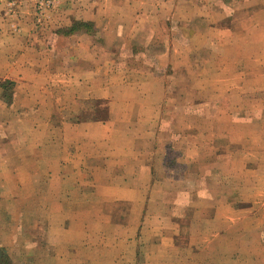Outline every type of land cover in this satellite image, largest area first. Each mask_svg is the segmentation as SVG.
I'll use <instances>...</instances> for the list:
<instances>
[{
  "label": "crops",
  "instance_id": "crops-1",
  "mask_svg": "<svg viewBox=\"0 0 264 264\" xmlns=\"http://www.w3.org/2000/svg\"><path fill=\"white\" fill-rule=\"evenodd\" d=\"M212 2L0 0V225L30 213L41 264H264V0ZM202 65L215 70L187 108L202 118L187 154L164 82ZM113 130L129 138L112 151ZM117 154L134 164L115 183Z\"/></svg>",
  "mask_w": 264,
  "mask_h": 264
},
{
  "label": "rangeland",
  "instance_id": "rangeland-1",
  "mask_svg": "<svg viewBox=\"0 0 264 264\" xmlns=\"http://www.w3.org/2000/svg\"><path fill=\"white\" fill-rule=\"evenodd\" d=\"M215 3L216 2H212L214 9H218V8H221L222 5L227 4V0H225V2L222 3V5L215 6ZM229 12H231V11H229ZM227 17H228V15H225V21L219 22L218 25H221V26L225 25ZM193 20H194L193 22L197 28L206 27L208 25V22L203 21V19H201V18L200 19H193ZM212 25L215 26V24H212ZM183 28L187 32V29L185 28V26H183ZM180 33H181V31H180ZM164 38H166L167 41L169 39H170L169 41H171V34L169 36H164ZM178 41L180 43H184L187 41V39H185V36L183 34H179L176 36V42H178ZM192 41L194 44L200 43L199 37H193ZM153 48L155 49V47H153ZM199 57H200V54L197 55L198 60H199ZM126 61H128V62H130V64L134 65L133 66L134 68L136 67L137 63L141 62V61L134 60L132 58V56H129L128 60H126ZM198 64H199V62H198ZM178 66H183V65L181 63ZM145 67L146 66H142L141 68H145ZM176 68H177V71H174L173 73L170 72V76H169L170 80L168 81L167 79H165V82H164L165 90L169 89V91L171 92V101L167 105L165 102V106H171V126H172L173 130H176V135L180 136L179 140L185 142L184 143L185 147L187 145V148H186L187 154H199V149L197 147H198V143L200 140V132H201V128H200V124H201V120H202V118L200 116L201 111L198 114H195V113L192 114L189 111H187L188 110L187 108H189V107L192 108L193 107L192 105H194L195 108H199L198 106L200 105L201 98L195 96V91L199 90V77L210 69L212 71L215 70V68L202 65L201 67L198 66L191 74H189L187 71H184L185 68H183V67H176ZM161 71H163V70H161ZM210 73H212V72H210ZM190 76H191V78H190ZM153 89H158V88L155 85L153 87ZM119 91H120V87L118 85H116L112 88L113 94L115 92H119ZM98 93H99V91H98ZM122 100L123 99H119V98L115 97V99L112 100L111 106L121 105V103H123V102H121ZM127 100L132 106L133 105L141 106V105H149L150 104V100L146 99V100L138 101L137 99L134 98V95H130V97H127ZM205 100L206 99H203L202 103H204ZM210 101L211 100H209V102ZM220 102L227 105V103L229 101L228 100H221ZM221 105L222 104L215 107L214 103H210L209 105H207V107H209L208 108L209 110H213V108L221 107ZM196 110L198 111V109H196ZM172 114H174V115H172ZM131 117H133V115H131ZM121 119H122V116L114 115L112 118V121H122ZM209 122L212 123V121H209ZM187 126H189V127H187ZM152 131L153 130H150V132H152ZM225 131H228V130L225 129ZM123 132L124 131H115V130L112 131L111 135H112V138L114 140V146H115L112 148V151L114 148H115V150H119V148L122 146L121 145L122 141L129 138V136H126L125 134H123ZM237 137L239 139L237 152H238V155L242 156V155L246 154V152H247L246 151L247 148H246V145L244 143V140H242V138H243L242 132ZM153 138H155L154 132H153ZM220 138H222V137H220ZM225 138H228L227 135H225ZM222 140H224V139H222ZM192 141L194 142V144H196V146L194 144H190ZM145 144H146V141H145ZM226 145H228V144H226ZM149 146H151V145H149ZM101 148H104V147L102 146ZM204 148H206V147H203L202 149H204ZM228 148H230V147H228ZM148 149H150V147H148ZM165 150H166V147H165L164 151ZM170 155H171V153H170ZM124 157L125 156L119 155V154L114 155L112 157V160H114L113 163H114V167H115L114 170H115V174H116L114 177V180L112 179V181L115 183H118L121 181V175L124 176L125 171L123 172V174L120 173V170H121L120 165L123 162H127V164H129L131 162L134 164V161H132L131 156H129L127 158V155H126V157L125 158ZM126 158H127V160H126ZM94 164H95V162H91V164L87 165V168H82V171H84V173H86V174L90 173L93 170ZM166 164L170 166V169L164 170L165 169L164 167L159 168L161 170L162 174H164L163 172L166 173L164 175L166 177V179L168 177V180H165L167 182L166 185L170 186V188H171V183L173 185H179L180 181H177V183L171 182V172H174L173 169H175L174 164L171 166V160L170 159L168 162H166ZM182 165H183V163H182ZM177 166L181 168V166H179V165H177ZM191 166L194 167L195 164L191 165ZM260 168H261V166H260ZM82 171H81V173H82ZM182 174H183V172H182ZM97 175H98V173H97ZM188 175L189 174H187L188 181H189L190 179H189ZM102 179L106 180L103 176H102ZM179 179H183V178L181 177ZM96 181L97 182L100 181L99 176H97ZM85 182H86V180H85ZM84 183H82L80 185L81 186H89L88 184H84ZM68 185L70 186L71 184L69 183ZM28 195L31 196L30 199H32V197H34V195L31 193H29ZM23 196H22V198H23ZM24 198H26V196H24ZM8 202H10V201H8ZM17 207H19V206L17 205L16 209H15V220L20 221L21 219L25 218V220L31 221V223H30L31 225H28L25 228H16V229L10 228V226L0 225V240H1L0 244H5V246H0V247H4L6 253L11 255L13 264H41L39 226L34 225V224H36V222L34 223L35 218L31 217L30 213H26L24 216L22 211L20 209H17ZM8 242H10L12 245L9 246Z\"/></svg>",
  "mask_w": 264,
  "mask_h": 264
},
{
  "label": "trees",
  "instance_id": "trees-1",
  "mask_svg": "<svg viewBox=\"0 0 264 264\" xmlns=\"http://www.w3.org/2000/svg\"><path fill=\"white\" fill-rule=\"evenodd\" d=\"M0 264H13L11 255L6 253L4 247H0Z\"/></svg>",
  "mask_w": 264,
  "mask_h": 264
}]
</instances>
